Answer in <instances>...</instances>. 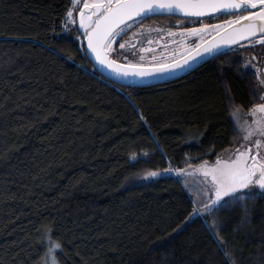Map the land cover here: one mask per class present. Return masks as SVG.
<instances>
[{
    "label": "trees",
    "instance_id": "obj_1",
    "mask_svg": "<svg viewBox=\"0 0 264 264\" xmlns=\"http://www.w3.org/2000/svg\"><path fill=\"white\" fill-rule=\"evenodd\" d=\"M72 0H0V264H230L176 169L241 146L256 104L234 53L176 80L104 77ZM131 97V98H130ZM155 172L156 175H151ZM217 213L240 264H264V197Z\"/></svg>",
    "mask_w": 264,
    "mask_h": 264
},
{
    "label": "snow or ice",
    "instance_id": "obj_2",
    "mask_svg": "<svg viewBox=\"0 0 264 264\" xmlns=\"http://www.w3.org/2000/svg\"><path fill=\"white\" fill-rule=\"evenodd\" d=\"M72 3L79 15V26L84 29L81 34L87 37V47L92 49L101 64L112 68L122 78L151 77L172 71H183L189 66L190 60L195 62L202 53L215 57L227 54L226 49L238 51L241 45H237L236 48L229 47L238 40H246L244 47L255 48L259 44V56L251 51L241 56L240 70L244 72L252 69L255 78V83L252 84L254 97L264 101V0H72ZM256 5H260V8L258 11H253ZM73 10L70 8L66 11V19L75 23L72 17ZM220 10H224L220 13L222 15L240 13L231 21L237 28L231 33H225V37L214 42L213 45L201 47L197 44L194 49L195 55L189 54L187 59L173 58L170 62L146 65L128 61V55L117 50L115 54L128 61L121 64L106 55L115 37L122 38L133 25L149 17L180 14L202 16ZM204 27L206 28L207 25ZM216 27L220 30L224 29L223 25ZM181 31L190 35H197L199 32L198 29H181ZM248 37L251 39H246ZM125 47V43L119 44L120 50ZM129 54L136 55L135 52ZM228 100L233 108V124L241 137V147L233 150L234 159L222 160L218 157L213 164L203 161L198 168L193 169V172H202L203 176L196 177L189 183L190 188L195 189L196 196L192 198L193 207L185 219L210 216L211 220L207 227L215 235L221 251L230 264H240L235 253L225 247L226 241L220 234L221 220L217 213L241 204L244 211L242 222H249L250 206L247 201L255 200L257 196L264 197V115H257V113L264 114V103L254 106L252 115L256 118L251 123L244 121L242 124L239 119V109L232 104L230 95ZM175 171L183 173L184 169ZM151 175L156 173L153 172ZM43 235L47 242V253L60 248V245L52 240V229H46ZM176 264H186V262L177 261Z\"/></svg>",
    "mask_w": 264,
    "mask_h": 264
},
{
    "label": "rangeland",
    "instance_id": "obj_3",
    "mask_svg": "<svg viewBox=\"0 0 264 264\" xmlns=\"http://www.w3.org/2000/svg\"><path fill=\"white\" fill-rule=\"evenodd\" d=\"M72 17L75 20V23L79 22V15L78 12L75 10V6L73 8ZM69 23H73L69 20ZM73 23V24H75ZM174 21L168 18H156L150 20L141 21L139 24L133 25L132 29L129 30L122 38L117 36L111 41L112 46V55L124 62H132V63H156L159 62L172 51H176L178 46L174 44H167L163 42V38L161 37L162 32L158 31L161 26L171 25ZM84 31V29L82 28ZM125 43L126 47L123 50L119 49V44ZM119 50L123 54L128 55V61H125L122 56H117L115 53ZM135 52L136 55L133 56L129 53ZM142 57V60H141ZM252 71V69H251ZM253 72V71H252ZM253 110V109H252ZM252 110L250 111L248 121L251 123L256 117L252 115ZM257 115H264L261 113H257ZM240 136V135H239ZM241 147V146H240ZM233 153H229L223 158L220 159H234ZM216 161V160H215ZM208 162L209 164L215 163ZM199 166V165H198ZM198 166H194L191 168L184 169L183 173H180L183 177L184 185L186 186L187 190L189 191L190 195L196 196V192L194 188H190L189 183L194 181L196 177L203 176L202 172H193V169L198 168ZM198 182V181H197ZM199 197L197 196V199ZM59 249H54L51 253H47L46 261L47 264H58L56 259V253Z\"/></svg>",
    "mask_w": 264,
    "mask_h": 264
},
{
    "label": "flooded vegetation",
    "instance_id": "obj_4",
    "mask_svg": "<svg viewBox=\"0 0 264 264\" xmlns=\"http://www.w3.org/2000/svg\"><path fill=\"white\" fill-rule=\"evenodd\" d=\"M259 8L260 5H256V7L252 10L258 11ZM221 12L223 11L213 13L209 16L186 17V16H175V15H157L145 19V20H150L156 18H168L174 21V23L171 25L159 27L160 29L158 31L162 32L161 37L164 39L163 40L164 43L167 42V44L169 43L174 44L178 46V49L176 51L170 52L165 57V59L159 62L161 63L170 62L173 58L178 60L183 56L187 55L188 53H190L191 51H193L197 44L201 45L206 41H208L209 39H211L212 37L216 36L217 34L223 32L225 29L235 26V24H232L231 21H233L236 15H239L240 13H230V14L222 15L220 14ZM243 14L246 15V13ZM175 21H180V23H175ZM205 25H207L206 28L204 27ZM217 25H223L224 29L223 30L218 29L216 27ZM181 29H198L199 32L197 35H190L185 32H182ZM245 43L246 41L237 44L242 46L238 51L226 50V53L227 54L234 53L235 55L241 58L242 55H246L247 52L251 51V52H256L257 56H259V47H260L259 44H257L255 48H253L252 46L244 47ZM237 45H235L232 48H236ZM111 52L113 53L112 49ZM144 64L148 65L154 63H144ZM257 71H259V68H257ZM260 103H264V101Z\"/></svg>",
    "mask_w": 264,
    "mask_h": 264
},
{
    "label": "water",
    "instance_id": "obj_5",
    "mask_svg": "<svg viewBox=\"0 0 264 264\" xmlns=\"http://www.w3.org/2000/svg\"><path fill=\"white\" fill-rule=\"evenodd\" d=\"M220 11H224V10H220ZM213 13H205L202 16H209ZM175 16H185L183 14L180 15H175ZM186 17H197L194 15H188ZM136 19V18H133ZM237 28V26H233L230 28L225 29L223 32L217 34L216 36L212 37L211 39H209L208 41H206L205 43L201 44V47L205 46V45H213L214 42L219 41L220 39L225 37V33H231L233 32L235 29ZM250 37L246 38L249 39ZM246 40H238L236 44H233L231 46H229L230 48L234 47L235 45L244 42ZM85 46L87 49V53H88V57L89 59L95 64L96 68L98 69V71L104 76L106 77L108 80H111L115 83L118 84H122V85H127V86H136V87H143V86H150L153 84H160V83H165V82H169V81H173L176 80L180 77H183L189 73H191L193 70H195L196 68L200 67L202 64H204L205 62L209 61L210 59L214 58L212 56H209L207 54L202 53L201 57H197L195 59V62L193 61H189V66L186 67L183 71H172L170 73L167 74H157L151 77H135V78H122L120 77L112 68H109L107 65L105 64H101L100 60H98L96 58L95 53L92 51L91 48L87 47V37L85 36ZM219 46V45H217ZM227 50V49H226ZM111 45H110V50L106 51V55L110 58V59H114L111 54ZM195 55L194 50L191 51L190 53H188L187 55L183 56L184 59H187L188 55ZM181 59V58H180ZM178 59V60H180ZM121 64H125L123 62L118 61Z\"/></svg>",
    "mask_w": 264,
    "mask_h": 264
}]
</instances>
